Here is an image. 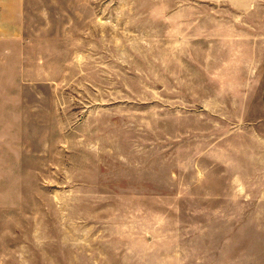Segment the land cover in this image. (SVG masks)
I'll use <instances>...</instances> for the list:
<instances>
[{
  "label": "rangeland",
  "instance_id": "rangeland-1",
  "mask_svg": "<svg viewBox=\"0 0 264 264\" xmlns=\"http://www.w3.org/2000/svg\"><path fill=\"white\" fill-rule=\"evenodd\" d=\"M0 264H264V0H0Z\"/></svg>",
  "mask_w": 264,
  "mask_h": 264
},
{
  "label": "crops",
  "instance_id": "crops-1",
  "mask_svg": "<svg viewBox=\"0 0 264 264\" xmlns=\"http://www.w3.org/2000/svg\"><path fill=\"white\" fill-rule=\"evenodd\" d=\"M12 33V36H14V37H17V36H20V31H18V30H15L14 32H11Z\"/></svg>",
  "mask_w": 264,
  "mask_h": 264
}]
</instances>
